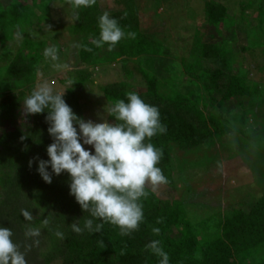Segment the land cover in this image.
Returning a JSON list of instances; mask_svg holds the SVG:
<instances>
[{
  "label": "trees",
  "instance_id": "trees-1",
  "mask_svg": "<svg viewBox=\"0 0 264 264\" xmlns=\"http://www.w3.org/2000/svg\"><path fill=\"white\" fill-rule=\"evenodd\" d=\"M24 1H31V6L23 5ZM101 1L95 0L93 5L77 9L79 19L71 23V34L78 45V61L75 70L68 71L67 78L62 80L71 85L63 99L78 118L84 120V104L78 94L92 82L94 68L110 63H132L146 87V93L139 96L158 108L160 121L166 127L164 133L146 142L162 150L157 166L167 178L170 190H173L174 160L170 151L173 145L179 151H190L214 140L229 141L235 136L242 146L264 147V122L256 121L259 118L256 108L264 106V98L256 104L254 97L259 84L248 81L244 71L231 72L234 52L230 47V33L223 30L228 11L222 3L202 0L207 20L198 29L195 26L194 35H204L206 26L211 25L221 41L208 45L198 40L199 53L183 56L188 83L177 87L172 78L177 64L161 51L165 46L163 38L158 37L161 43L156 35L141 31L140 3L146 0H117L122 6L118 11L104 10ZM56 3L69 4L73 12L70 0H0V46L5 48L12 41L17 44L5 72L11 89L18 90V104L34 90L38 70L45 62L44 49L53 44L59 46L50 24ZM247 8L243 5L238 18L232 17L229 23L232 27L246 26L250 48H243L244 51L264 53V8L257 6L255 26L249 25L250 20L243 13ZM104 12L115 18L126 34L111 50L108 44L96 47L92 43L99 37V17ZM42 24L48 28L43 30ZM17 32L22 35L19 40L15 36ZM128 33H134V38ZM89 47L91 51L85 50ZM204 59L211 60V68L203 66ZM135 72L126 71V80L131 81ZM102 90L111 105L126 99L129 93L124 83L111 84ZM15 94L5 96L3 103L10 105L7 109V105L0 103V119L10 120L14 125L12 131L0 132V226L12 229V239L25 253L27 264L58 261L63 264H160L161 258L150 247L153 241H159L169 264H264V170L260 178L261 197L241 208L214 213L192 223L187 204L173 191L168 193L169 198L162 199L157 191L145 187L148 194L140 201L143 220L136 229L122 235L118 226L104 223L101 231L93 232L84 227L91 218L88 211L70 195L69 175L66 172L52 175L51 183H45L37 171L38 162L48 159L46 149L54 142L48 133L47 112L30 114L31 124L15 125L14 118L19 115L15 112L17 106L6 103ZM243 98L248 100L245 107L228 104ZM249 115L255 120L252 126H249ZM111 119L116 122L112 115ZM239 149L231 147L237 154L243 152L242 147ZM47 171L51 174L50 167ZM188 192L191 189L186 185ZM23 210L31 213V219L22 215ZM96 223L100 221H94L93 227ZM73 225L82 231L75 232ZM154 228L159 232H154ZM29 229L38 230L39 236L28 237Z\"/></svg>",
  "mask_w": 264,
  "mask_h": 264
},
{
  "label": "rangeland",
  "instance_id": "rangeland-1",
  "mask_svg": "<svg viewBox=\"0 0 264 264\" xmlns=\"http://www.w3.org/2000/svg\"><path fill=\"white\" fill-rule=\"evenodd\" d=\"M116 1L102 0L101 7L104 10L118 11L122 6L118 5ZM211 1L222 3L228 11L223 30L230 33V47L234 52V65L231 72L237 74L239 71H244L247 73L248 81L259 84L260 88L258 94L254 97V101L256 104H260L264 98V70H259V68L264 67V53L262 50L249 51L247 49V51H244L243 48H250L246 26L236 24L232 27L229 21L232 17L238 18L243 5H246L248 8L243 13L250 20L249 25L255 26L257 24L255 20L257 6L264 8V0ZM23 5L31 6V1H24ZM140 5L141 31H144V34L156 35L155 38L161 43L163 38L165 46L161 51L165 54L164 56L175 59L177 64V70L172 76L173 82L177 87H183L182 84L188 83V77L183 71V64L185 63L183 56L199 53L200 50L196 45L198 40L208 45L221 41L220 36L211 25L206 26L204 35H197L198 37L194 35L195 26L198 29L207 20V11L203 9V1L146 0L145 3L142 1ZM39 14L38 12L37 15ZM73 16L74 12L70 10L69 4L56 3L53 5L50 24L52 25L51 28L54 29L51 32L53 38L59 45L57 46L59 60L51 61L50 58L45 57L44 64L38 70V80L34 85V90L46 82L55 93H63L64 96L67 88L71 87L69 82L62 83V80L67 78L66 73L68 71L75 70L78 61V45L74 43L75 39L71 34L73 31L71 25L74 22ZM44 25L42 24V27ZM54 25L57 26V29L54 28ZM22 26L27 29L25 25ZM46 28L48 27H43V30ZM196 31L198 32V30ZM16 45L12 41L5 48L0 46V103H3L5 96L16 93L13 96L14 98L11 99L10 97V102L6 103L16 104L15 112L16 114L19 112V115L14 118V124L19 126L20 124H31L32 120L30 114L24 111L23 102L21 104L16 103L19 95L18 90L11 89V81L9 82L5 72L9 62L13 60V50H15ZM57 63L67 65V68L54 67V64ZM212 65L210 59H204L203 66L206 69L211 68ZM128 70L135 72L136 69L132 63L123 65L121 62L94 68L92 82L80 89L78 94L84 104L83 115L85 121L91 120L93 123H101L107 120L109 123H113L110 114L113 105L104 96L102 89L105 86L124 83L125 89L129 92H135L138 95L146 93L145 85L141 84L142 76L138 72H135V77L131 81L126 80L125 72ZM247 102V98L233 99L228 104H242L245 107L248 105ZM4 105H7L5 109L10 107L8 104ZM239 110V108L236 109L237 112ZM256 112L259 113V118L256 121L262 120L264 122L262 118L264 106L256 108ZM248 118L249 126L255 124V120L251 115ZM13 128L14 125L10 120L0 119V132L2 130L12 131ZM237 141L235 136L229 141L223 138L221 141L214 140L190 151H179L178 147L173 145L170 148L174 160L172 165L173 190H170L167 184L158 185L155 189L151 185L145 187L157 191L162 199L169 198L168 193L173 191L177 195L176 197L181 198L187 204L189 219L192 223H198L214 213L226 212L231 208H241L250 201H256L261 197L263 190V183L260 178L264 170V147L258 146L255 148L249 144L242 146ZM84 147L86 150H92L89 145ZM231 147H235L239 151V148L242 147L243 152L241 151L240 154H237L238 152L234 153L233 150L231 151ZM245 151L248 153H245ZM186 185L190 186V193H186ZM53 264L63 263L58 261Z\"/></svg>",
  "mask_w": 264,
  "mask_h": 264
},
{
  "label": "clouds",
  "instance_id": "clouds-1",
  "mask_svg": "<svg viewBox=\"0 0 264 264\" xmlns=\"http://www.w3.org/2000/svg\"><path fill=\"white\" fill-rule=\"evenodd\" d=\"M94 3L95 0H70L74 21L79 19L77 9ZM98 27L99 37L92 41L96 47L108 44L111 50L126 35L108 12L100 15ZM127 35L135 36L134 33ZM15 36L17 40L22 38L20 32ZM44 56L58 61L57 46L46 47ZM54 67L67 68V65L57 63ZM23 108L27 114L47 112L48 133L54 142L46 149L48 159L38 162L37 171L45 183H51L52 175L59 176L62 172L69 175L70 195L91 217L84 227L99 232L104 223H109L118 226L122 235L136 229L143 220L140 201L148 194L145 186L155 189L168 183L157 166L163 156L162 150L146 142L166 131L158 108L146 103L137 93L129 92L126 99L118 100L110 109L115 123L107 120L93 123L78 118L63 99V93H55L46 82L24 99ZM85 145L91 146L92 151L86 150ZM49 167L51 174L47 171ZM22 215L31 219L27 210H23ZM97 220L100 223L93 227ZM73 230L82 231L76 225ZM153 231L158 233L159 229ZM39 234L36 229L26 233L28 237ZM13 235L11 228L0 226V264H27L25 253L19 250ZM150 247L161 258L160 264H169V257L159 241H153Z\"/></svg>",
  "mask_w": 264,
  "mask_h": 264
}]
</instances>
